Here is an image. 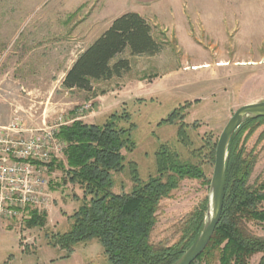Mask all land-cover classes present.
<instances>
[{"label":"rangeland","instance_id":"1","mask_svg":"<svg viewBox=\"0 0 264 264\" xmlns=\"http://www.w3.org/2000/svg\"><path fill=\"white\" fill-rule=\"evenodd\" d=\"M103 4L0 0V127L16 118L34 129L60 120L103 124L117 115L116 128L132 143L122 150L124 169L112 174L118 195L135 186L131 164L141 183L157 175L161 149L199 166L200 178L182 179L159 203L150 243L172 246L191 212L200 204L207 212L216 143L226 123L240 107L264 101V0H181L180 22L142 17L162 44L159 53L129 57L126 51L120 58H128L131 69L121 78L95 83L90 94L67 91L62 80L77 56L124 11L121 0L102 13ZM241 134L239 148L253 162L248 184L254 187L264 180V120ZM48 168L53 202L46 211L34 210L46 215L45 225H27L32 210L21 220H0V264H108L97 240L75 245L68 256L53 245L54 236L68 231L82 191L64 184V157ZM247 230L264 238V223H248Z\"/></svg>","mask_w":264,"mask_h":264},{"label":"trees","instance_id":"2","mask_svg":"<svg viewBox=\"0 0 264 264\" xmlns=\"http://www.w3.org/2000/svg\"><path fill=\"white\" fill-rule=\"evenodd\" d=\"M162 44L153 36L152 27L136 13L117 17L110 26L75 59L65 73L62 87L67 91L92 93L94 84L121 78L131 69L129 57L153 56ZM173 112L167 121H173ZM117 115L103 124L74 120L59 128L57 137L66 144L64 158L69 182L82 191V201L70 217L67 232L53 237V245L67 256L79 243L97 240L108 264H173L191 246L201 232L205 207L200 204L184 221L181 238L172 246H155L150 235L156 224L159 203L178 187L184 178H200L197 165L181 161L177 154L161 149L156 155L157 175L141 183L131 164L135 186L130 194L112 192V174L124 169L122 150H131L126 131L116 128ZM248 120L232 134L225 169L224 202L219 223L203 253L192 264H248L261 255L264 264V238L249 234L248 223H264V180L248 184L253 162L239 143L242 132L254 121ZM213 156V154H212ZM54 163H50L53 169ZM58 168L65 170L61 162ZM46 215L30 214L28 226L42 227ZM66 256V258H67Z\"/></svg>","mask_w":264,"mask_h":264},{"label":"built area","instance_id":"3","mask_svg":"<svg viewBox=\"0 0 264 264\" xmlns=\"http://www.w3.org/2000/svg\"><path fill=\"white\" fill-rule=\"evenodd\" d=\"M62 123L34 129L16 118L0 127V220H21L52 205L48 164L64 157L66 144L57 137Z\"/></svg>","mask_w":264,"mask_h":264},{"label":"water","instance_id":"4","mask_svg":"<svg viewBox=\"0 0 264 264\" xmlns=\"http://www.w3.org/2000/svg\"><path fill=\"white\" fill-rule=\"evenodd\" d=\"M264 118V101L240 107L223 128L216 143L209 202L201 232L173 264H192L205 250L219 223L224 202L227 147L232 134L248 120Z\"/></svg>","mask_w":264,"mask_h":264},{"label":"crops","instance_id":"5","mask_svg":"<svg viewBox=\"0 0 264 264\" xmlns=\"http://www.w3.org/2000/svg\"><path fill=\"white\" fill-rule=\"evenodd\" d=\"M114 1L116 2L117 0H103L104 7L102 9V13L106 11L110 5H114ZM121 4L123 5L124 11L117 13L115 17L132 12L144 18L151 16L157 18L158 20H163L165 18L167 19L169 16L171 19H175V21H181L180 17L178 16L179 11L181 10V0H121ZM109 24L110 23L106 25V28H108ZM105 30L106 29L104 28L103 31L99 33V35L96 36L92 41L98 38Z\"/></svg>","mask_w":264,"mask_h":264},{"label":"bare ground","instance_id":"6","mask_svg":"<svg viewBox=\"0 0 264 264\" xmlns=\"http://www.w3.org/2000/svg\"><path fill=\"white\" fill-rule=\"evenodd\" d=\"M220 65H224V64L220 63Z\"/></svg>","mask_w":264,"mask_h":264}]
</instances>
